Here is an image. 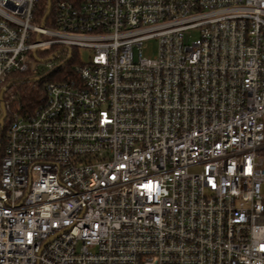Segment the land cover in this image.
<instances>
[{
    "label": "built area",
    "instance_id": "2783aa9c",
    "mask_svg": "<svg viewBox=\"0 0 264 264\" xmlns=\"http://www.w3.org/2000/svg\"><path fill=\"white\" fill-rule=\"evenodd\" d=\"M37 2L0 0V93L78 63L6 90L0 264H264V0Z\"/></svg>",
    "mask_w": 264,
    "mask_h": 264
},
{
    "label": "trees",
    "instance_id": "16d2710c",
    "mask_svg": "<svg viewBox=\"0 0 264 264\" xmlns=\"http://www.w3.org/2000/svg\"><path fill=\"white\" fill-rule=\"evenodd\" d=\"M62 1L72 2L74 4H80L83 0H52V9L49 14V21L47 25H49L52 20L56 5ZM47 13H48V0H38L34 12V22L37 24H41L44 16ZM75 52L76 50H73V56L74 54H76ZM77 63H78L77 59L69 60L65 64V67L62 68L60 71L40 81H30V79H28L23 82L21 80V82L18 83L17 88H15V84H12L8 89L7 95L9 94L14 96L13 107L16 110H18L22 115L33 114L39 107H41L45 103L46 84L50 81L63 80L64 76L62 75L61 72L65 70L67 71L70 70L71 72V70ZM6 126L7 125H5V129L1 133L2 150L5 141V135L3 134V132L6 130Z\"/></svg>",
    "mask_w": 264,
    "mask_h": 264
},
{
    "label": "rangeland",
    "instance_id": "374dc122",
    "mask_svg": "<svg viewBox=\"0 0 264 264\" xmlns=\"http://www.w3.org/2000/svg\"><path fill=\"white\" fill-rule=\"evenodd\" d=\"M198 37H199V32L198 31H193L192 35H191V40H196ZM77 51L79 53L80 61L82 63H87L89 61V57L91 55L90 51L88 49H83V48H81V49H79ZM77 51L75 52L76 54H77ZM157 52H158V40L157 39H152V40L148 41V45H147V47H146V49L144 51L145 57L153 58L154 56L157 55ZM40 69H41L40 72H42V70L46 69L45 63L40 65ZM33 78L34 77L32 76L31 73L30 74L24 73V74H21V75H16L17 82L15 83V88L18 87V83H20L21 80L24 82L25 80L33 79ZM3 134L6 136V132L5 131L3 132ZM4 146H5V141H4V144H3V148H4ZM2 155H3V150H1V152H0V161H1Z\"/></svg>",
    "mask_w": 264,
    "mask_h": 264
},
{
    "label": "water",
    "instance_id": "95a60500",
    "mask_svg": "<svg viewBox=\"0 0 264 264\" xmlns=\"http://www.w3.org/2000/svg\"><path fill=\"white\" fill-rule=\"evenodd\" d=\"M51 9H52V0H48V13L44 16L42 22H41V26L44 27L48 18H49V14L51 12ZM61 66H59L58 68H60ZM45 77H42V78H33V79H30V81H40V80H43ZM10 86H6L5 88L2 89L1 93H0V103H1V107H2V111H3V116L0 120V152H1V132L4 128V125H5V121L7 119V110H6V106H5V102H4V96H5V93H6V90L9 88Z\"/></svg>",
    "mask_w": 264,
    "mask_h": 264
}]
</instances>
